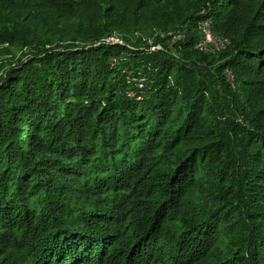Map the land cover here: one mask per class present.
<instances>
[{
	"label": "trees",
	"instance_id": "trees-1",
	"mask_svg": "<svg viewBox=\"0 0 264 264\" xmlns=\"http://www.w3.org/2000/svg\"><path fill=\"white\" fill-rule=\"evenodd\" d=\"M88 1L0 0V41L77 22L123 39L155 17L187 29L182 56L72 44L0 72V264H264V0ZM207 19L231 42L214 73Z\"/></svg>",
	"mask_w": 264,
	"mask_h": 264
},
{
	"label": "rangeland",
	"instance_id": "rangeland-1",
	"mask_svg": "<svg viewBox=\"0 0 264 264\" xmlns=\"http://www.w3.org/2000/svg\"><path fill=\"white\" fill-rule=\"evenodd\" d=\"M93 0H89L88 3H92ZM160 1L161 5L165 6L166 8L168 4V0H158ZM175 0H170V2H174ZM160 14L164 12L162 10L159 11ZM2 20H0V27L4 24H9V19H7V15ZM85 20H88L86 17ZM157 20L155 17H150V19L143 21V23H139L138 28L130 29L128 31H115L119 34L126 36L122 39V37L114 38L112 41L113 34L106 35L101 39H98L97 32L93 25H87V23L77 22L73 23H66L59 28L56 27H46L39 31L43 37H45L46 41L42 46H36L35 44L32 46H24L22 48L9 45V44H2L0 41V72H5L11 68L16 67L21 61L26 60L31 54L38 53L39 51H46V50H53L57 48H63L68 46H76L81 48H88L90 46H97L99 44H130L134 46L138 50H150V51H165L170 53L172 56H175L176 59L181 58L183 51L180 50V42L184 41L186 38V28H180L178 30H168L167 20L163 19L162 24L157 26ZM92 27V28H91ZM168 31H167V30ZM34 30V27H32ZM76 33H80L79 35ZM139 34L138 37L134 38L135 34ZM81 35V36H80ZM174 36H181V39L177 40ZM145 38V40H144ZM147 39H150L147 42ZM97 41V42H96ZM73 44V45H72ZM219 48H222V44L219 43ZM39 50V51H38ZM219 49H217L218 51ZM222 52L223 54H218L213 58V60L208 65H203L206 71H211L214 73L218 66L223 65L225 61H227L232 55L230 51L224 49ZM221 53V52H219ZM180 60V59H179ZM216 77L218 74L215 73ZM225 76H227L226 84L227 86H231L235 88L234 79L231 74V70L227 69L225 72ZM231 87V88H232ZM234 90V89H233ZM221 93L224 94V85H222ZM240 97L239 94H236ZM233 102V101H232ZM235 103V102H234ZM242 111H234L232 116L238 122H242ZM71 201L70 204L75 208H82L84 202L82 200L77 199L75 192L71 194ZM119 200V195L107 193L105 195L95 197L91 200L93 205H98L101 208H111L114 206Z\"/></svg>",
	"mask_w": 264,
	"mask_h": 264
},
{
	"label": "built area",
	"instance_id": "built-area-1",
	"mask_svg": "<svg viewBox=\"0 0 264 264\" xmlns=\"http://www.w3.org/2000/svg\"><path fill=\"white\" fill-rule=\"evenodd\" d=\"M198 30L200 33V40L195 44L194 48L195 50H198L200 52H205L208 54H215L222 52L224 49H228L231 45V42L228 38L222 37L220 35H217L213 31V22L209 19L201 21L198 24ZM138 33L135 34V38L138 37ZM119 37L116 35V33L113 35L112 41H114V38ZM175 39H181V36H174ZM145 40V38H144ZM150 39H147V42H149ZM219 43L222 44V48H219ZM217 49H219L217 51Z\"/></svg>",
	"mask_w": 264,
	"mask_h": 264
}]
</instances>
